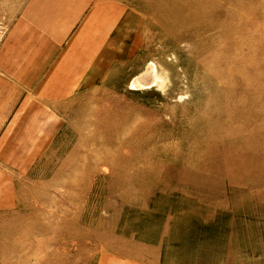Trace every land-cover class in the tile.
I'll return each mask as SVG.
<instances>
[{
	"label": "rangeland",
	"instance_id": "374dc122",
	"mask_svg": "<svg viewBox=\"0 0 264 264\" xmlns=\"http://www.w3.org/2000/svg\"><path fill=\"white\" fill-rule=\"evenodd\" d=\"M93 1L89 78L0 160V264H264V0Z\"/></svg>",
	"mask_w": 264,
	"mask_h": 264
},
{
	"label": "crops",
	"instance_id": "0c3cea01",
	"mask_svg": "<svg viewBox=\"0 0 264 264\" xmlns=\"http://www.w3.org/2000/svg\"><path fill=\"white\" fill-rule=\"evenodd\" d=\"M112 3L0 0V15L9 27L0 46V160L25 157L24 147L40 142L41 121L52 118L55 123L58 102L89 78L95 62L89 59V32H95L94 39L99 36L105 8L116 19L120 6ZM72 32L77 33L71 39ZM4 167L0 165V213L14 205L2 185Z\"/></svg>",
	"mask_w": 264,
	"mask_h": 264
},
{
	"label": "built area",
	"instance_id": "2783aa9c",
	"mask_svg": "<svg viewBox=\"0 0 264 264\" xmlns=\"http://www.w3.org/2000/svg\"><path fill=\"white\" fill-rule=\"evenodd\" d=\"M8 31L9 27L7 22L0 18V46L3 43Z\"/></svg>",
	"mask_w": 264,
	"mask_h": 264
}]
</instances>
